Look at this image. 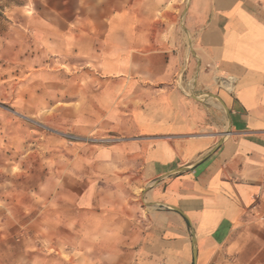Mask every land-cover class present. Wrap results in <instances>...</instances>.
Masks as SVG:
<instances>
[{"label":"crops","instance_id":"0c3cea01","mask_svg":"<svg viewBox=\"0 0 264 264\" xmlns=\"http://www.w3.org/2000/svg\"><path fill=\"white\" fill-rule=\"evenodd\" d=\"M25 25L0 81L67 132L32 152L40 262L264 264V0H59Z\"/></svg>","mask_w":264,"mask_h":264},{"label":"rangeland","instance_id":"374dc122","mask_svg":"<svg viewBox=\"0 0 264 264\" xmlns=\"http://www.w3.org/2000/svg\"><path fill=\"white\" fill-rule=\"evenodd\" d=\"M59 0H0V37L8 41L29 34L25 21L41 3L52 4ZM4 42V41H3ZM9 43V42H8ZM10 52L0 54V78L9 63H14ZM9 59H6V58ZM4 80V79H3ZM2 82V81H0ZM10 86L0 85V264H57V261L40 262L45 245L41 244L36 203L35 143L41 135L53 134L67 139L66 130L40 121L15 106V95ZM19 139H24V141ZM20 142V143H19ZM40 145V144H39ZM21 147V149H20ZM25 163L27 164L25 166ZM21 167L27 168L29 186L20 176ZM23 180V181H22ZM29 196V197H28ZM54 251H52L53 253Z\"/></svg>","mask_w":264,"mask_h":264},{"label":"built area","instance_id":"2783aa9c","mask_svg":"<svg viewBox=\"0 0 264 264\" xmlns=\"http://www.w3.org/2000/svg\"><path fill=\"white\" fill-rule=\"evenodd\" d=\"M66 136H67V134H66ZM68 137H69L70 139H72V137H71V136H69V135H68Z\"/></svg>","mask_w":264,"mask_h":264}]
</instances>
